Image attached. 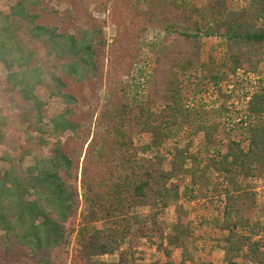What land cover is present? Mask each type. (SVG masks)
<instances>
[{
  "label": "trees",
  "instance_id": "16d2710c",
  "mask_svg": "<svg viewBox=\"0 0 264 264\" xmlns=\"http://www.w3.org/2000/svg\"><path fill=\"white\" fill-rule=\"evenodd\" d=\"M209 1L208 7H198L188 0H172L166 7L157 5L152 12L163 30L170 32L165 40L171 46L159 57L156 66L150 68L149 63L145 71H140L144 80L140 84H147L148 103H161L165 108L175 103L178 91L174 95L172 91L179 90L181 83L174 68L187 71L202 66L204 33L222 37L227 48L221 63L217 56L210 54L206 66L212 83L221 82L225 73L235 75L239 69L257 72L264 59V0H250L238 10L228 5L227 0ZM6 7V11L0 10V63L7 72L6 76L0 74V96L7 97L11 110L0 114V264L63 263L55 254L65 251L70 244L73 231L67 224L76 216L80 205L78 183L89 202L82 215L87 224L109 220L116 223L128 205L149 207L152 211L151 222L140 219L134 232L131 224L122 230L111 225L81 237L80 246L74 249L72 263L107 264L95 257L114 254L126 238L131 245L137 238L159 235L162 225L158 222L156 209L167 206L170 198L179 192L180 179L171 182L173 178L186 174L191 176L192 186L202 185L208 183L206 173L210 167L227 174L231 185V189L225 190L224 219L220 226L230 233L226 240L225 263L241 264L239 258H243L254 264H264L261 250L264 246L248 241L255 234L250 224L255 198L234 184L239 172L248 176L247 169L254 167L264 171V90L255 92L245 112L238 116L241 124L246 122L244 115L259 121L250 122L246 131L239 134L247 136L238 141L232 139L225 154L217 156L221 154L218 150V154L202 168L196 162L190 168L185 167L186 150L176 148L171 170L167 171L160 156L143 158L133 154V133L152 129L153 115L149 106L143 104L145 100H134V96V101L127 98L126 104L120 107L118 103L114 104L117 109L112 120L116 122L100 118L102 123L108 124V129L93 137H90L92 130L85 121L74 119L73 107L78 98L65 92L66 80L84 84L91 78L99 80L100 64L105 63V59L99 55L98 45L102 43L104 47L106 44L97 39L94 31L81 26L76 12L71 7L64 12L49 9L45 0H15ZM43 12L48 13L46 15L57 13L79 26L71 32L61 30L60 25L42 23ZM124 69V64L119 63L115 71ZM108 70L111 81L113 70ZM39 85L51 89V97L61 98L66 109L49 118L48 124L52 126L49 136L53 140L33 136L19 151L18 142L24 133L22 126L31 130V126L41 124L46 117V104L35 93ZM109 85L111 87L112 83ZM218 92L223 95L220 88ZM90 112L91 116L95 114V110ZM211 124L202 126L206 140L210 141L218 130V122ZM85 131L87 137H83ZM64 132L73 133L72 137L81 142L74 148V154L83 152L87 144L80 173L75 157L70 155L69 148L60 138ZM244 141L247 147L242 146ZM43 145L49 146L47 154L42 152ZM33 154L34 164H31L26 158ZM176 211L174 228L177 234L168 241L180 246V234L188 237L190 232L184 226L186 212L183 207L177 206ZM135 219H138L137 215ZM246 230L250 234L246 235ZM233 237H236L235 241H232ZM246 242L248 250L244 252ZM15 245L27 249L31 256L19 262L3 263L2 248L10 251ZM127 253L121 252L120 261L113 264H126Z\"/></svg>",
  "mask_w": 264,
  "mask_h": 264
},
{
  "label": "rangeland",
  "instance_id": "374dc122",
  "mask_svg": "<svg viewBox=\"0 0 264 264\" xmlns=\"http://www.w3.org/2000/svg\"><path fill=\"white\" fill-rule=\"evenodd\" d=\"M49 9L60 10L64 12L67 7H71L81 20V26L94 31L97 39L104 41L98 45L99 55L105 59V63L100 64L99 80L91 78L84 83H76L67 79L68 83L65 92L78 98L74 104L75 116L77 121L84 122L86 126L91 127L90 137L96 133L103 134L107 129L106 123H102L100 118L112 120L115 110L114 104L119 107L126 104L127 98L131 101L145 100L143 104L149 106L152 113V129L149 131L133 133L134 151L143 158L160 156L163 159V167L171 170V161L176 148L186 150L188 157L185 167L190 168L195 162L199 167L207 166L212 157L218 154H225L231 140L243 139L246 134L239 136L246 131V126L259 122L255 118H246L245 123L241 124L240 117L248 106V102L255 92L264 90V59L259 63L257 72L248 73L239 69L235 75L225 73L221 82L212 83L209 79L210 70L207 68L211 52L217 56L218 63L223 61L226 53L225 40L218 36H209L206 33L202 35V66L198 69L183 71L179 67L174 68L180 79L179 90L172 91L173 95L178 91V96L174 99L171 107L164 105L150 104L147 102V84L140 76V71H145L150 63V68L158 64L159 57L167 52L171 44L166 43L165 38L170 32L164 31L159 19L153 18L152 12L156 10L157 5L165 6L172 0H54L50 2L45 0ZM190 4L198 7H208L209 0H188ZM250 0H227V4L233 9H241L249 3ZM15 0H0V10H7L6 6L12 5ZM167 5V6H168ZM43 12L42 23L51 25H60L61 30L76 31L78 23L70 19H64L57 13L49 14ZM117 57L115 58V54ZM119 63L124 64L125 69L115 71ZM113 70V79L110 81L108 69ZM0 74L6 76L7 72L2 63H0ZM146 80V79H145ZM109 83H112L111 87ZM113 86V87H112ZM146 86V87H145ZM222 90L221 95L218 89ZM51 89L39 85L35 91L38 98L45 102L47 109L46 117L41 124H34L33 129L23 125L22 134L18 142V150L30 138L39 136L50 138L49 132L52 126L48 124L49 118L63 113L66 109L65 103L61 98L50 95ZM138 94V95H137ZM136 98L132 100V98ZM177 107H181L176 109ZM10 111L11 105L6 96H0V114L3 111ZM92 110L95 114L91 116ZM238 117V118H237ZM218 122V130L214 132V138L206 140L202 131V126L213 122ZM169 122V123H168ZM168 123V124H167ZM33 124V123H31ZM100 126V127H99ZM87 137V133H83ZM236 134V135H235ZM57 136V135H56ZM73 133L64 132L60 138L65 142V147L69 148V153L75 157V164L79 166V173L83 159V152L74 154V148L80 146L73 137ZM84 140V139H83ZM36 141V139H35ZM247 147V142L241 143ZM45 146L42 152L48 153L49 146ZM1 155V151H0ZM33 155H28L26 161L34 164ZM79 156V158H78ZM221 157V156H220ZM246 176L239 172L235 178L236 186L241 190L247 191L253 195L256 201L254 213L250 224L254 231L249 242L255 241L264 246V171L259 168L247 169ZM208 183H199L192 186L191 176L181 174L179 178H173L171 182L180 179L179 192L171 197L165 207H158L157 219L162 225V230L157 236L150 238H137L131 245L129 238L122 241L121 248L114 254H105L96 256L95 259L101 260L107 264L118 263L120 253L128 252L126 264H163L173 261L176 264H226L225 251L227 238L230 233L220 228L223 223V211L225 205V190L231 189L228 175L219 172L210 167L206 173ZM80 205L75 217L68 222L67 226L73 232L70 234V244L64 250L58 251L53 256L55 259L63 261L62 264H73V252L81 244V237L91 234L96 229L116 226L121 230L128 224H131V230H136L137 222H151L152 211L149 207H131L128 205L122 218L116 223L109 221H98L96 223H86L82 219L89 207V202L84 196L83 188L78 183ZM182 206L186 212V224L184 225L190 232L188 237L180 234L181 245L170 244L168 239L176 235L175 224L177 223L176 207ZM138 219H135V216ZM115 220V219H114ZM112 225V226H111ZM240 231H236L237 234ZM246 235L250 234L246 230ZM236 237L232 238L235 241ZM247 243V242H246ZM248 243L244 252L248 250ZM133 248V251L131 250ZM264 252V247L261 248ZM31 256V253L15 245L10 251L4 247L1 250L3 263L19 262L24 258ZM241 264H254L243 258H239Z\"/></svg>",
  "mask_w": 264,
  "mask_h": 264
}]
</instances>
